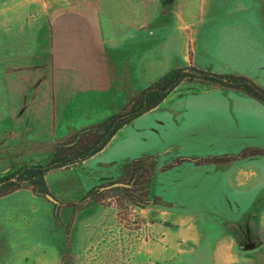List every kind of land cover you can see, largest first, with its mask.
I'll return each instance as SVG.
<instances>
[{
  "label": "rangeland",
  "instance_id": "374dc122",
  "mask_svg": "<svg viewBox=\"0 0 264 264\" xmlns=\"http://www.w3.org/2000/svg\"><path fill=\"white\" fill-rule=\"evenodd\" d=\"M43 3L91 7L107 39L117 112L127 92L177 67L242 75L264 88V0ZM1 106L0 136L13 128ZM83 123L72 117L51 132L58 138ZM56 143L0 144V178L48 163ZM244 151L259 154L242 158ZM262 153L264 105L239 91L184 83L85 165L47 175L55 203L28 188L0 198V264H264ZM143 156L156 163L148 197L163 205L139 208L112 191L75 209L95 183L117 182Z\"/></svg>",
  "mask_w": 264,
  "mask_h": 264
},
{
  "label": "crops",
  "instance_id": "0c3cea01",
  "mask_svg": "<svg viewBox=\"0 0 264 264\" xmlns=\"http://www.w3.org/2000/svg\"><path fill=\"white\" fill-rule=\"evenodd\" d=\"M43 2L0 5V103L13 127L0 136V144L60 142L117 113L107 39L91 7L47 9ZM72 117L87 123L54 137L51 131Z\"/></svg>",
  "mask_w": 264,
  "mask_h": 264
},
{
  "label": "trees",
  "instance_id": "16d2710c",
  "mask_svg": "<svg viewBox=\"0 0 264 264\" xmlns=\"http://www.w3.org/2000/svg\"><path fill=\"white\" fill-rule=\"evenodd\" d=\"M188 82L239 91L264 105V88L246 76L214 73L193 66L171 69L142 91L127 92V104L121 111L101 123L78 131L67 142L54 144L53 156L48 163L24 165L0 178V198L28 188L35 196L55 203L46 183L47 175L59 169L81 167L84 162L101 153L122 128L156 109L182 84ZM258 154L244 151L241 157ZM186 161L192 162L189 159ZM155 169L156 163L152 156L136 158L125 165L123 176L117 181L121 186H94L74 207L79 209L88 202L104 199L112 191H120L130 203L139 208L163 205L159 198L150 200L148 197Z\"/></svg>",
  "mask_w": 264,
  "mask_h": 264
},
{
  "label": "water",
  "instance_id": "95a60500",
  "mask_svg": "<svg viewBox=\"0 0 264 264\" xmlns=\"http://www.w3.org/2000/svg\"><path fill=\"white\" fill-rule=\"evenodd\" d=\"M118 186H121V184L120 183H113V184H111L109 187H118ZM253 247V244H247V245H245V248L246 249H251Z\"/></svg>",
  "mask_w": 264,
  "mask_h": 264
}]
</instances>
